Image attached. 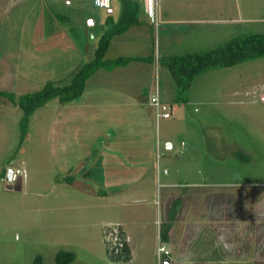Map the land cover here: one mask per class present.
<instances>
[{
  "label": "rangeland",
  "instance_id": "rangeland-1",
  "mask_svg": "<svg viewBox=\"0 0 264 264\" xmlns=\"http://www.w3.org/2000/svg\"><path fill=\"white\" fill-rule=\"evenodd\" d=\"M31 7L27 4L0 16V264H57L60 250L74 252L70 264H160L157 248L164 241L160 231L176 205L175 198L168 197L170 190L178 192L177 206L182 203L185 214L193 210L197 214L210 193L214 200H226L227 206L219 204L217 213L232 210L234 218L245 216L244 221L212 223L216 235L209 229L211 223L201 224L203 230L194 225L200 230L195 239H182L179 229L172 236L175 245L186 242V252L199 262L213 258L264 264V56L212 68L189 88H180L165 64L168 56L214 49L236 36L264 34V0H162V10L175 19H161L152 35L146 34L145 47L139 49L153 53L152 61L147 56L144 62L110 65L113 74L89 78L84 99L91 95L100 102L98 107L94 102V107H84L80 97L70 102L51 99L30 114L23 138L25 113L11 98L37 92L48 82L70 84L97 48L94 40L87 57L71 60L57 54L65 45L54 48L51 39L34 40L30 34L41 22L49 25L52 16L45 14L48 10L32 12ZM191 7L195 12L188 16L185 10ZM71 34L76 38L74 31ZM157 80L161 98L171 110L159 128L149 101ZM102 111L108 118L103 127V117H97ZM115 122L154 123L152 145L135 138V151H142L144 160L154 164L148 203L115 207L110 196L105 199L99 192L102 186L115 190L103 184L102 177L107 176V182L109 177L115 179L112 164L117 160L110 159L108 168L101 170L97 157L100 151L109 152L100 140L113 135ZM120 149L118 156L124 149L131 151L123 144ZM239 151L245 158L238 156ZM85 154V169L79 171L77 159ZM75 179L95 190H82ZM257 187L262 188L258 199ZM259 202L261 242L253 231L260 220L249 219ZM117 219L126 222L130 235L129 261L115 262L108 255L120 241L118 231H123L115 225ZM171 256V264L185 263L178 252Z\"/></svg>",
  "mask_w": 264,
  "mask_h": 264
},
{
  "label": "crops",
  "instance_id": "crops-1",
  "mask_svg": "<svg viewBox=\"0 0 264 264\" xmlns=\"http://www.w3.org/2000/svg\"><path fill=\"white\" fill-rule=\"evenodd\" d=\"M161 2L162 0H159L157 13L155 15L156 17L155 19L157 20V22L158 21L161 22V19L162 20L175 19L173 14L171 15L169 12L162 10ZM27 4H31L32 12L33 11L45 12V10H48V12H45V14L48 15V17L52 16L51 18L52 20L50 21L51 23L45 26V24L41 22L38 29L35 28L36 33L30 34L31 37H33L34 40H38V41L40 40L48 41L51 39V41H54V43L52 44L54 48L55 46L60 44L65 45L66 49L65 48L64 50L59 49L57 52V54H63L62 57L64 56L70 57L71 60L76 56H79V59L81 60L82 57L83 58L87 57L90 54L89 53L90 48H92V46L94 45V40L95 42L97 41L96 46H98L101 37L108 30L112 28H117L119 25H123L122 23L123 21H125L126 17H128L131 20V25L123 33L115 34L112 37L108 50L105 54V59L113 60L119 57L129 58L128 62L122 63V66H126L132 60L138 62L139 61L144 62L145 61L144 58L149 56L151 57V61H152L154 57L153 53L151 55L148 54V52H141V50L139 49L142 48V46L145 47L144 45L146 44L145 43L147 36L146 34L150 33V35H152L151 32L156 30L155 20H153L151 16H149L144 9V0H110L109 8H99L98 6L94 5V3L91 0H0V16H5L9 14L12 11V9L15 8L25 9V5ZM187 11H188L187 13L188 16L189 15L191 16L195 12L193 7L185 10V12ZM60 21H63V23H61L62 25L60 24ZM33 31L34 29H32L31 27V30H29V32H33ZM72 31H74L76 38L72 36L71 34ZM39 32H41V34ZM76 40L77 42L75 43ZM95 49L93 52H95ZM136 49L139 50L140 52L137 51ZM112 52H114V55L110 56V53ZM116 66L119 67L118 65H115V67ZM106 68L100 67L99 69H104V70L99 72L98 71L99 69H97L93 75L96 74L102 78L103 76L113 74L114 71L112 68L110 69L109 68L106 69ZM93 75L90 78H92ZM89 81L90 79H88V82ZM88 82H87V86H88ZM86 88L82 93V95L80 96V100L82 101L83 106L87 107L88 109L94 106L98 107L100 102L95 103L96 101L93 99V97H91V95L90 97L84 99ZM93 102H94V106H93ZM103 111H102V115L97 116V117H103L101 122L102 127L103 124L107 123L108 120V118L104 117ZM116 114L118 113L116 112ZM148 116L150 117V115ZM105 119L106 122H104ZM124 123L126 125H124L123 128L122 124ZM159 124L160 122L159 123L156 122L157 128H159L158 127ZM153 126H154L153 122H122V123L115 122L113 123V128H114L113 135L111 136L108 135L105 138H101L100 142L103 143V147L106 146V149L109 150V152L100 151L99 153H97V157L101 159L100 162L101 164L98 161L96 165L99 166L100 164L102 166L101 170H104L105 167L108 168L109 165L108 161L110 159L117 160L115 162L116 164H112V169L115 170L113 172V174H115V179L111 180V178L109 177V180L107 182L108 177L105 175L102 177L103 180L102 183L103 184L107 183L109 185H112L115 188V190L112 191L111 189H108L106 186H102L101 188H98L99 192L101 191L102 193L101 196L103 198L107 199V197L110 196L109 198L112 200L111 206H115V207L123 206V208L125 207L128 208L136 204L139 205V204L148 203V199L151 197L150 193L154 181L153 178L150 177L154 164H153V160L152 161L147 160V162L146 160H144L145 156L141 153L142 151H138V152L135 151V147H136L135 138L140 140L142 143H149L150 145H152L153 140L155 138ZM122 130L124 132H121ZM116 134L119 135L121 134V137L115 136ZM122 144L123 147L126 146L127 148L131 149V151H129L128 149H124L125 150V152H123L124 155L118 156L117 152L121 151L120 146ZM168 146H170V144H168ZM86 157H87L86 154L85 156L78 157L76 164L79 171L81 169L82 170L85 169ZM74 182L77 183V185H79V188H81L84 191H88V193H90V191L95 190L94 187H92L91 185H87L85 182L79 181L78 179H75ZM260 190H262V188L257 187V192L255 193L256 199H258L257 194ZM109 191L114 193L110 194ZM174 191L175 190H170V195H168V197L171 196L175 198L174 205L175 204L176 205L173 206V208H175V211H172L173 212L172 218L169 217L170 219H168V221H165V224H163V225L166 224L168 225V231L164 241L162 240L165 243L163 242L161 243L165 244L166 248L169 249L170 251V254L167 256L168 260H166L164 264H166L167 262L171 264L172 261L171 255L176 252L179 253L180 257L185 262V263L180 262L179 264H216V263L232 264L231 261H227L224 259L223 260L213 259V258L208 259V261L205 260L203 262H199L191 254L186 252V246H187L186 242L185 243L177 242V244L175 245L172 236L180 229L182 239H188V237L195 239L197 238V234L195 233L200 231L203 227L201 226V224L206 225L207 223L217 224V223H222L223 221L228 222L230 218L244 221L243 218L245 216L241 213V216L238 215L239 216L238 217L237 215H235L236 217L234 218L231 215L232 210L231 211L224 210L222 212V215L217 213V210L215 209L219 208V204L221 203L225 204L226 200H221V199L214 200L211 198L210 193L207 194V198H206L207 200H205L204 204L201 206V209L197 211V214L194 213V210L193 212L186 211L185 214V211L182 209V203L179 205V207L177 206V203L180 199L177 196L178 192L175 191V193L171 194V192ZM244 191L246 192L247 190ZM246 194H244L243 196H247ZM243 201H245V204H248L246 203L248 201L247 198L245 200L243 199ZM261 202L263 201L261 200ZM258 205L260 206L259 208ZM258 205L255 207V214H251L249 216V219L252 220V222L255 221L256 223L258 219L260 220L259 223L261 225L259 227L257 224L254 225L253 231L255 232L256 235L255 240L259 238V242H261L263 238V224H262L263 210H262V204H260V202ZM225 206H227V204H225L224 207ZM196 207L197 206H195L194 208L196 209ZM233 210L235 213L236 212L238 213V210H236L235 208ZM161 213L163 217V212ZM133 222L136 223L137 221H135L134 219ZM138 224L140 225V223ZM176 224H181L182 226H178ZM216 224L215 225L212 224V226L209 228L212 230L214 235H216V232H218V229L216 228ZM115 225L122 228V230L124 231L125 235L128 238V243H129L130 235L128 234L127 231L128 229L126 228V222L123 219H117V223ZM194 225H200L198 226L200 227L199 228L200 230H196V226ZM219 229H221V227ZM217 234H219V232ZM160 236H161V231H160ZM130 249L132 255L131 246Z\"/></svg>",
  "mask_w": 264,
  "mask_h": 264
},
{
  "label": "trees",
  "instance_id": "trees-1",
  "mask_svg": "<svg viewBox=\"0 0 264 264\" xmlns=\"http://www.w3.org/2000/svg\"><path fill=\"white\" fill-rule=\"evenodd\" d=\"M127 19V20H126ZM117 28L108 30L100 39L97 48L95 49L93 59L86 62L81 69L74 75L72 81L68 85L58 86L52 82H48L42 89L33 93H25L19 97H12V102L24 110V116L21 120L22 137L24 138L30 114L33 111L53 98H58L60 101L69 102L77 99L84 92L87 80L100 67L110 65H119L129 61V58L119 57L113 60L105 59V54L110 45L111 39L115 34L123 33L131 25V20L126 17L125 21ZM264 56V34L250 33L245 36H236L227 41L225 44L202 52H188L181 55L168 56L165 59V64L177 82L180 88H189L194 79L202 73L215 68L233 66L245 61L253 60ZM10 96V95H9ZM238 156L245 158V154L239 151ZM247 159H250L246 155ZM168 231V225H164L161 232V239L164 240ZM119 236L122 245L112 247L108 250V255L115 262L129 261L131 259L130 246L126 240L123 231L119 230ZM75 258L72 251L60 250L56 254L57 264H70ZM41 261V258H37ZM164 262L167 256H163ZM163 262V264H164Z\"/></svg>",
  "mask_w": 264,
  "mask_h": 264
},
{
  "label": "built area",
  "instance_id": "built-area-1",
  "mask_svg": "<svg viewBox=\"0 0 264 264\" xmlns=\"http://www.w3.org/2000/svg\"><path fill=\"white\" fill-rule=\"evenodd\" d=\"M94 5L98 6L99 8H109L110 7V0H91ZM159 5V0H144V9L147 12L149 16L153 20H155L156 24L158 25L157 20L155 19V15L157 13V8ZM156 60L158 62V57H156ZM150 104L154 109V117L157 123L160 122L162 119H167L171 116V110L169 104L164 102L161 98L160 93V87L158 80L155 82V84L152 87V90L150 92ZM118 237H116L117 239ZM116 250H118V246L122 245L121 241L117 239L115 241ZM158 253V259L159 263L163 264V256H168L170 254L169 249L166 248L165 244L160 243L157 248Z\"/></svg>",
  "mask_w": 264,
  "mask_h": 264
},
{
  "label": "water",
  "instance_id": "water-1",
  "mask_svg": "<svg viewBox=\"0 0 264 264\" xmlns=\"http://www.w3.org/2000/svg\"><path fill=\"white\" fill-rule=\"evenodd\" d=\"M12 177V172L9 173V178ZM166 264H169V262H167Z\"/></svg>",
  "mask_w": 264,
  "mask_h": 264
}]
</instances>
